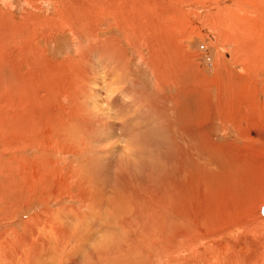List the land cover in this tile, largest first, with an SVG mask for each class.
Returning a JSON list of instances; mask_svg holds the SVG:
<instances>
[{"label":"rangeland","instance_id":"374dc122","mask_svg":"<svg viewBox=\"0 0 264 264\" xmlns=\"http://www.w3.org/2000/svg\"><path fill=\"white\" fill-rule=\"evenodd\" d=\"M263 222L264 0H0V264H264Z\"/></svg>","mask_w":264,"mask_h":264},{"label":"bare ground","instance_id":"6f19581e","mask_svg":"<svg viewBox=\"0 0 264 264\" xmlns=\"http://www.w3.org/2000/svg\"><path fill=\"white\" fill-rule=\"evenodd\" d=\"M99 1V0H98ZM107 1V0H106ZM103 2V1H102ZM104 3V2H103ZM99 4V3H98ZM97 4V5H98ZM100 6V5H99ZM107 119V118H106ZM135 133V132H134ZM138 133V132H137ZM135 144V143H134ZM136 145V144H135ZM137 148V147H136ZM129 156V155H128ZM131 157V156H130ZM130 159H132V158H130ZM131 161V160H130ZM136 161V160H135ZM148 161V160H147ZM186 162V161H185ZM178 195H180V193L178 194ZM181 196V195H180ZM184 196V195H183ZM176 197H179V196H176ZM177 201V200H176ZM178 203V202H177ZM181 205V204H180ZM185 207V206H184ZM183 208V207H182ZM177 212V211H176ZM183 215V214H182ZM185 217V216H184ZM188 217V216H187ZM189 218V217H188ZM182 219V218H181ZM264 223V222H263ZM184 226H188L187 225V219H186V224L184 225ZM175 227V226H174ZM83 230V229H82ZM172 233V232H171ZM184 233H187V231H185V230H182V234H184ZM171 240V239H170ZM186 244V243H185ZM219 251V250H218ZM74 253V252H73ZM218 253V252H217ZM235 253H233V255H234ZM221 255V254H220ZM208 257V256H207ZM229 257V256H228ZM238 257V256H237ZM209 258V257H208ZM236 258V257H235ZM237 259V258H236ZM226 260V259H225ZM233 260V259H232ZM235 263V262H234ZM209 264H220V263H218V262H210Z\"/></svg>","mask_w":264,"mask_h":264},{"label":"crops","instance_id":"0c3cea01","mask_svg":"<svg viewBox=\"0 0 264 264\" xmlns=\"http://www.w3.org/2000/svg\"><path fill=\"white\" fill-rule=\"evenodd\" d=\"M204 97H205V94H204ZM205 111H206V114H209V108H207V107H205ZM194 112H192V113H189L190 115H192ZM207 117V116H206Z\"/></svg>","mask_w":264,"mask_h":264}]
</instances>
